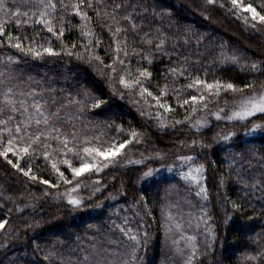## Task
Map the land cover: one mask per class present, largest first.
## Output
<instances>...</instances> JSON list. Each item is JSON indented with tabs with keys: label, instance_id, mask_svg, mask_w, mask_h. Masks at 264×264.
<instances>
[{
	"label": "trees",
	"instance_id": "obj_1",
	"mask_svg": "<svg viewBox=\"0 0 264 264\" xmlns=\"http://www.w3.org/2000/svg\"><path fill=\"white\" fill-rule=\"evenodd\" d=\"M49 2L55 8L46 7ZM243 2L264 14V0ZM4 3L0 107L11 100L18 109L7 127L13 128V135H24L23 129L15 133V124L23 125L29 116L48 117L49 124L31 122L28 131L51 136H42L28 154L0 155V222L5 223L0 229V264H82L94 251V263L110 264L102 251L126 240L130 222L143 225L147 246L138 261L128 253L129 264H264V128L244 135L251 125H264V114L234 125L238 135L218 144L226 123L193 128L203 114L264 85V38L253 27L251 14L234 9L231 0ZM45 12L53 32L40 22ZM30 47L42 55L25 51ZM49 47L59 55L43 52ZM121 79L139 83L126 87ZM217 83L221 87H206ZM229 83L237 90L226 89ZM191 96L198 102L184 104ZM96 101L102 102L99 107L93 106ZM8 114L5 110L0 119ZM0 136L2 151L9 138L5 125H0ZM55 136L59 139L51 138ZM64 140L80 155L64 148ZM129 140L107 167L101 162L100 171L73 173L81 157L87 159L83 147L102 148L109 142L118 146ZM28 143L25 137L16 147ZM192 145L194 161L205 169L197 202L175 174L141 183L145 166L121 161L132 151L150 161L158 154L176 156ZM95 184L106 187L95 194ZM73 189L99 202L100 208L69 205L61 196ZM171 191H180L179 198L169 196ZM172 198L177 205L166 208L164 201ZM167 212L179 214L176 222ZM176 231L189 237L178 238ZM170 239L179 249L171 248ZM122 256L124 252L117 254Z\"/></svg>",
	"mask_w": 264,
	"mask_h": 264
},
{
	"label": "rangeland",
	"instance_id": "obj_2",
	"mask_svg": "<svg viewBox=\"0 0 264 264\" xmlns=\"http://www.w3.org/2000/svg\"><path fill=\"white\" fill-rule=\"evenodd\" d=\"M255 25H256V31L258 32V34L261 35L262 38H264V23H261L259 20H257V21H255ZM261 95H264V85L258 86L257 88L252 89L251 91L247 92L246 94L236 95L226 105L221 106V107H217V108H213L209 112H207V113L203 114L202 116H200L199 118H197V120L194 122L193 128H195L196 130H200V129L210 125L213 122H219L220 124L226 123L228 126L223 131L219 132V135L217 136L216 143L218 144V143H223V142L232 140V139H234L235 136L238 135V131H237L236 127H234V125L243 124V123L247 122L248 120H250L252 117H254V116L245 117V118L241 119L240 117L235 116L234 113L240 112L242 109V106L245 104L246 101L249 100V98L255 96L256 100L258 101L259 97ZM248 106L250 107L251 105H248ZM258 114H256V115H258ZM252 126L253 125L246 128L244 130V132L245 133L248 132V130L251 129ZM225 137H228V139H225ZM195 150H196V148L194 147V145H192V146H189L188 148L183 149L182 151L180 150V152L177 153L176 156L166 157L165 155L158 154L156 156V158H153L150 161H147V159L144 157L143 158L138 157V155H135L136 152L132 151L130 153L126 152L127 153L126 156H124L123 159L121 158V161L123 162V165H126V166H128V165L145 166L143 173H142V177L140 179L141 183H147V182L151 181L152 179H154L155 177H159V176L166 174V173L175 174L176 177L179 178L181 180V182L186 186V188L189 191L190 196H192L194 198V202L195 201L197 202L195 196H197L199 198V196L202 193L203 185H204V179H205L204 178L205 169H204V167L200 166L199 164H197L194 161L195 156H196ZM118 156L119 155L115 156V158L118 159ZM111 158H112V156H109V159H111ZM86 161L89 163L96 162V161H93L91 157H87ZM107 161H105L103 159V157L98 158L99 163H101V162H102V164L108 163ZM197 169H200V171H197ZM149 171L152 173V175H151V177L146 178L144 176V174L146 172H149ZM105 187H101L100 184H95V186H94L95 194L100 193L99 192L100 189H101V191H103V189ZM108 191H109V188H108ZM179 192L180 191H171L169 193V196L170 195L172 196V194H173L174 200H175V198L178 199L179 197L177 195ZM61 197H63L67 203H69V197L82 200V202H83L82 206H80L78 208L85 207L87 209V207H88V209L89 208L95 209L96 207L100 208V206H101V204H99V202L94 204L92 198L83 197L80 194V192L77 190L64 193V194H62ZM170 199H171V197H170ZM170 199L165 200L164 204H165L166 208H169L170 204H171V209H173L175 207V205H177V204L174 202L173 198H172L171 202H170ZM69 205L74 207L70 203H69ZM115 214H117V212H114V215ZM167 214H168V217L170 216V219H172L173 222L174 221L176 222V220H174V216H177L179 214H176L173 212H167ZM126 217L128 218V216H126ZM130 219H132L131 215H130ZM128 221L129 220H126V222H128ZM125 224H127V223H125ZM142 226L143 225H141L140 223L130 222V224H128L129 228L125 232V235H124V237H126V240H120V242L114 241L115 243L113 244L111 250L102 251L104 253L107 252L106 258L110 257V259H111L110 264H126V263L129 264V263H131L132 258L130 256H126L128 253L130 255L135 256L134 259L136 261H138L136 259V257L138 256L141 249H144V247L147 246V243L145 242L144 237L142 235V232L144 230ZM193 231L195 232L194 229L192 230V232ZM176 232H177L178 238L184 239V238L189 237L188 235L182 234L178 231H176ZM170 246H171V248H174L175 246H178V244L174 243L172 241V239H170ZM115 247L117 248V250L113 251V249ZM174 249H179V248H174ZM119 252H120V255L123 254V252L125 253V256H122L123 260L117 258V254ZM95 254H97L96 251L93 252L92 256L87 257L86 260L82 264H96V263H94L95 258L93 257V256H95Z\"/></svg>",
	"mask_w": 264,
	"mask_h": 264
},
{
	"label": "snow or ice",
	"instance_id": "obj_3",
	"mask_svg": "<svg viewBox=\"0 0 264 264\" xmlns=\"http://www.w3.org/2000/svg\"><path fill=\"white\" fill-rule=\"evenodd\" d=\"M42 2V0H41ZM208 3L209 4H212V3H215V0H208ZM231 4H232V7L234 9H238L240 10L241 12H247V13H250V19L252 21H257L259 20L261 23H264V14H261L260 11H257V9L255 7L252 6L251 3H247L245 4L243 2V0H231ZM91 5H89L90 7ZM6 7L5 3H4V0H0V10H3L4 8ZM46 7H51V8H55V5L52 4L51 2H49ZM25 15H27L25 13ZM47 15V13H41V23L45 24L48 26V31L49 32H53L54 31V28L51 26V21L47 20V19H44L43 17H45ZM85 18L87 19V17L85 16ZM245 20L247 22L248 20V17H245ZM253 27H256L255 23H253ZM4 33V28L3 26H0V35H3ZM60 35L63 34V28L60 29ZM12 39H14V37H9V40L11 41ZM18 40V38H15ZM15 47L18 48V49H21L22 46L20 43H16L15 44ZM24 50V49H22ZM118 51H120V49L118 48L117 49ZM25 51L27 52H31V53H34L37 57L41 56L42 53L40 51H36L35 48H28L26 49ZM43 52L49 54V55H59V53L55 52L52 48H44L43 49ZM69 54H72V53H69ZM125 55H127V53L125 52ZM98 59V58H97ZM233 61L236 60L235 57H232L231 58ZM120 63H123V61H121ZM111 67V66H109ZM253 68H257V65L256 64H253L252 65ZM113 71H115V69L113 68ZM141 76H145V75H148V73L146 72H141L140 73ZM122 84H125L126 87H133L134 84H138L139 81L136 80V81H132V82H127L123 79H121L120 81ZM196 83H199V84H203L204 82L203 81H199L197 80ZM189 87H191V85H189ZM207 89L208 90H212L214 87H221V85H219L218 83L213 85V84H207L206 85ZM226 89H231L232 91H236V87L229 83L227 84L226 86H224ZM144 91L146 92L147 89H144ZM148 95H151V93H148ZM157 101L159 100V97L156 98ZM201 101L204 99L203 96H201L199 98ZM191 102L195 103V102H198V98L197 96H191L190 97V100L189 99H185L183 101L184 104H189ZM21 105H23V102H20ZM100 103H102L101 101H96L94 102L93 106L94 107H99ZM248 105H251L250 107ZM163 107V105H161ZM206 107V105H204ZM36 111L41 115L43 116V113L40 112V107L39 105H36ZM5 110L8 111V117L7 119H0V125H5V130L8 132L9 134V138L7 139V142H6V147H3V150L0 151V155L4 156L5 158L8 157V154L9 153H12L13 156H20L21 153H24V154H28L29 153V148H31L34 144H38L41 140V137L42 136H45L46 134L48 136H51V133H46L45 131H39L37 133H32L30 131H28V129L31 128V122H34L37 126H39L42 122L44 124H49V118L48 117H43V120L39 119V118H36V117H32V116H29L28 117V121H26L23 125L17 123L14 125V128H15V133L16 134H20L22 132V129L24 130V135H13V128H9L7 127L9 121L11 120H15V117L11 115V113L13 112H16L18 111V109L16 108L15 106V102L11 101V100H6V103H5V107H0V115H3ZM169 110H171L169 108ZM24 111H27V109H24ZM193 111H195V109H193ZM264 114V95H261L259 97V100L257 101L256 100V97H251L249 98L248 101L245 102V104L242 106V109L240 112H237V113H234L235 116H238L240 117L241 119L245 118V117H252V116H255L256 114ZM264 118V117H262ZM264 128V125H261V124H253L252 128L248 130V132L244 133V135H252L254 133H256L258 130ZM52 131L53 132H57L58 129L55 128V126H52ZM135 135V134H133ZM234 135V134H233ZM25 137L27 138L28 141H30V143H28L27 146H24V147H20V148H17L16 147V141L17 140H24ZM52 139H59V136H55V137H51ZM225 139H228V137H225ZM3 137L0 136V146H3ZM127 143H131V141H125L124 143H120L118 146L114 143V142H109L107 144V146H103L102 145V148L100 147H83L82 148V152L84 154H86L87 157H91L93 161H96V162H93V163H89L87 162L86 160L83 159V157H81L82 159V163L79 167H73L72 168V171L73 173L76 175V176H80L82 175L83 173L91 170V169H95L96 171H100L101 170V167H100V163L98 162V158L99 157H103V159L105 161H107L109 159V156H112V157H115L117 155H119V153L121 152L122 149H124V147L126 146ZM61 144L63 145L64 148H67L68 151H72L74 152L76 155H80L79 152L76 151L75 147L73 148H68V141L67 140H64V141H61ZM45 148H48L50 147V145L48 144H45L44 145ZM65 163H67V161H64ZM9 163H11V161H9ZM108 164L107 163H104L103 164V167H107ZM14 167H17L19 168V165H14ZM53 168L56 167L55 164L52 165ZM21 171H23V169H21ZM197 171H200V169H197ZM29 173L28 172H25V175H28ZM61 175H63L61 173ZM152 173L149 171V172H146L144 174V176L147 178V177H151ZM67 183H71V181H66ZM43 183L45 184H48L49 182L47 180L43 181ZM75 189H73L74 191ZM69 203L72 204L74 207H80L82 206V200L80 199H76V198H72V197H69ZM5 227V223L4 222H0V229H3Z\"/></svg>",
	"mask_w": 264,
	"mask_h": 264
}]
</instances>
